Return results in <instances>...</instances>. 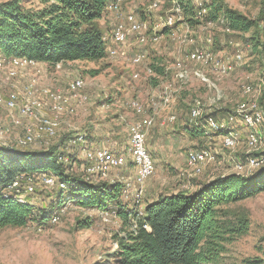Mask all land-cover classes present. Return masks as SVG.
Wrapping results in <instances>:
<instances>
[{"label": "rangeland", "instance_id": "1", "mask_svg": "<svg viewBox=\"0 0 264 264\" xmlns=\"http://www.w3.org/2000/svg\"><path fill=\"white\" fill-rule=\"evenodd\" d=\"M9 1L12 0H0V4ZM25 1L28 9L37 8L34 2ZM222 1L230 9L254 21L256 27L249 33L240 34L231 32L223 19L208 21V7L212 0H192L196 13L193 18L187 17L183 10H177L178 0H144L138 8L129 11L125 10L124 4H120L124 0H110L109 4L116 3L120 10L123 9L119 15L109 11L119 20L114 28L123 26L128 13L134 12L142 16L150 41L138 45L140 42L131 41L132 36L129 39L131 42L125 46L113 43L114 47L108 48L109 56L104 61L65 65L62 70L68 77L64 83L49 75L51 84H44L46 70L40 63L32 67V71L20 72L17 80H12L5 73V67L11 61H0L2 92L14 96L18 107L27 100L24 89L30 80H39L38 90L49 88L67 96H72L66 93V88L73 80L80 78L84 81L85 87L78 95L87 97V100L73 99L68 102L56 137L43 138L40 143L25 150L40 152L59 147L70 157L69 160L73 159L70 171L74 176L94 184L121 183L124 187L122 203L134 214L129 226L114 208L99 211L80 207L71 201L58 206V192L62 190L65 194L69 189H61L59 185L45 187L35 176L37 192L28 199V203L41 213L46 212L49 219L42 222L43 217H39L24 228L0 230V264H118L111 256L117 250L115 238L137 227L135 220L144 214L140 205L143 207V204L174 191L187 192V183L192 178L210 181L233 174L252 178L264 168L252 170L244 167L249 157H264V0ZM161 30L159 39L154 41L153 34L156 31L161 33ZM254 39H258L257 42ZM143 47L146 52L141 50ZM110 49L118 51V56L112 58ZM138 50L143 60L136 64L132 56ZM196 53L203 54L205 61H193L191 56ZM156 67H162V76L155 72L153 76H148V69L154 71ZM93 73L97 75L93 76ZM134 75L140 78L135 79ZM20 79H24L21 88L17 85ZM155 79L162 84L154 86ZM173 91L175 97L171 96ZM161 93L171 96V102L168 103L169 97L164 95L165 102L159 103ZM134 104L140 105L142 111L136 110ZM49 105L46 104V109ZM225 109H230L231 113L221 118L220 113ZM194 110L199 111L201 116L193 118L191 113ZM47 111L43 114H49ZM214 112H220L218 117L211 116ZM209 117L219 123V132L210 129L212 127L206 120ZM245 117H252V120L256 117V124H247ZM202 123L205 124L204 136H189L187 126L192 129L191 125ZM33 124V120L22 117L19 111L12 113L0 107V132L3 135L0 145L21 149L17 142L32 129ZM152 124L156 125L155 134L161 132L160 138L163 139V156L158 164L147 142L153 137V130L149 137L147 135L154 126ZM137 125L146 132V148L154 164L153 174L142 185L135 182L136 167L130 152V131ZM235 127L244 133L243 138L233 131ZM96 129L104 138L109 134L108 138L119 145L118 153L105 150L113 158L122 159L124 164L112 168L105 165L104 169L101 167L87 173V154L100 150L95 145L97 137L92 136ZM228 134L233 135L230 137L235 140L233 148L221 147V139ZM252 135L258 141L256 147L250 145ZM101 139L99 136L98 141ZM193 150L208 151L212 153L211 157L214 156V160L203 164L199 176H193L189 171L187 158ZM67 163L70 165L68 160ZM239 166H242V171ZM139 193L144 195L142 204L141 197L136 199ZM222 209L226 213L220 218L222 223L232 228L239 225L241 218H247L249 230L240 236L227 235L230 240L223 244L225 250L220 253L216 264H264V192ZM55 213L57 217L54 221ZM85 220L90 223L89 228L81 227L80 223Z\"/></svg>", "mask_w": 264, "mask_h": 264}, {"label": "trees", "instance_id": "2", "mask_svg": "<svg viewBox=\"0 0 264 264\" xmlns=\"http://www.w3.org/2000/svg\"><path fill=\"white\" fill-rule=\"evenodd\" d=\"M29 1L37 4V8L28 9L25 0L0 4V58L9 62L25 59L49 67L108 58V41L100 21L107 15L110 0ZM178 1L187 17L196 15L192 0ZM208 10V21L223 19L233 33H249L256 27L254 21L230 9L222 0H212ZM154 72L162 76L163 69L156 67ZM157 80L154 86L158 85ZM191 126L192 129L188 126L186 129L191 137L204 136L205 124ZM69 158L59 147L33 152L0 145V230L24 228L39 217H43L42 222L49 219L46 212L41 213L30 203L21 204L7 191L22 176L28 179L47 176L67 187V193L61 189L58 192V206L71 201L99 211L114 208L130 226L134 214L122 203L123 185L94 184L76 177L70 171L73 159ZM262 192L264 168L252 178L233 174L204 181L191 193L161 195L147 203L143 216L135 220V229L132 227L124 236L115 238L117 250L111 256L118 264H216L225 250L223 244L230 240L227 235L240 236L249 230L247 218H241L239 225L232 228L222 223L220 218L226 214L222 207ZM80 224L83 228L90 227L88 220Z\"/></svg>", "mask_w": 264, "mask_h": 264}, {"label": "bare ground", "instance_id": "3", "mask_svg": "<svg viewBox=\"0 0 264 264\" xmlns=\"http://www.w3.org/2000/svg\"><path fill=\"white\" fill-rule=\"evenodd\" d=\"M178 2H177V4H178ZM122 10H120V6L117 5L116 3L115 4H108V6H107L108 12L113 11V13L115 12L118 14ZM177 10L179 12L182 11L179 4H178ZM126 21H127L128 26H127V28H124L121 31V37H120V33H119V28L121 27V25L115 27L111 33L110 37L112 39V42L115 45L118 46V43H120V46L127 45L128 42H130L129 39L132 36H134L136 38V42H140V44L138 43V45H141L145 41H148V40L150 41L149 36L147 34L148 27H145V25L142 24L144 22V21H142V16L136 15V14H134V12L130 13V14L128 13V15L126 16ZM121 22H122V20H121ZM162 27H164V26H162ZM156 34H158V35H156ZM156 34H153V36H154L153 40L154 41H157L159 39L160 34H162V30H161V33H160V31H156ZM131 45L132 44H130L129 46L131 47ZM143 46H144V44H143ZM146 47H148V46H146ZM116 52L118 53V51H116V50H112V49L109 50V54L112 58L115 55H117ZM141 54L142 53L139 50L136 52H133L132 58L134 57V62L136 64L141 62V59H142ZM191 57H192L193 61H197V62H204L205 61V56L203 54H200V53L193 54V56H191ZM37 65L38 64L36 62H33V61H28L25 59H16V60L11 61L9 64H7V66L5 67V69H6L5 73L10 79L17 80V78L20 76V72H21V74H23L27 70H31L32 67H37ZM35 72H36V70H35ZM147 72L149 74L148 76H153V74H154V71L151 68L148 69ZM134 78L139 79L140 77H139V75H134ZM36 86H37V80L32 81L31 84H29L26 87V89H24L25 90L24 97L27 100L26 101L24 100L25 102L21 103L20 107H18L19 105H17L15 97L14 96H8V95L4 94L2 92V89L0 86V107L8 109V111H10L12 113L15 110H17V111H19V113L21 114L22 117L33 120L34 124H33L32 129L28 130V132L24 135V137L19 139L17 142L18 146L21 149H27L28 147H31L32 145H36V144L40 143L43 138H45V139L55 138L57 135L58 128L63 121V116L65 115V112H66L65 106L68 104V102L70 100H73V99H77V100L81 99V101L87 100V97H85L83 95H78L83 90V88L85 87L84 81L80 78L73 80L66 88V93L67 94L70 93L72 96H67V95H65V93H61L60 91H53L49 88H42L41 90H38L36 88ZM246 90H248V89H246ZM83 103L84 102H82V104ZM46 104H50L49 105L50 107L47 109H46ZM134 106L136 107V110L142 111V108L140 107V105L134 104ZM44 111L49 112V114H46V113L43 114ZM241 112H243V111H241ZM191 114H192L193 118H198L199 116H201L200 115L201 113L197 110L192 111ZM261 116L263 117V115H261ZM170 120H173V118ZM206 120L208 121V123L212 127L210 129H212L213 131L216 130L217 132H219L220 125L218 122H216L212 117H209ZM206 120H205V122H206ZM256 121H257L256 117H255V119L253 118V120H252V117L251 118L245 117V122L247 124L249 123L251 126L256 124ZM149 123H152V122H149ZM152 125H154V124H152ZM150 126H151V124H150ZM139 128H141V126L137 125V126L133 127L130 131V136H131V140H130L131 141L130 142L131 143V147H130L131 151L130 152H132L131 154H133V160H134L133 162L135 163L134 167H136L135 182H136V184L142 185L143 182L153 174L154 164H153V161H152L150 155L148 154V151L146 148V135H145L146 132L144 133L142 128L141 129H139ZM249 128H250V126H249ZM138 136H139V138H138ZM230 136H233V135L228 134L226 137L224 136V139L226 142L225 146L227 148H233L235 146V140L232 139L233 137L231 138ZM2 140H3V135L0 132V142ZM257 143H258L257 139L252 135L250 137V145L253 147H256ZM210 155L212 156V153H210L208 151H201V150H199V151L193 150V152L189 154L188 166H189V171L193 176L201 175L202 171H203V164L205 162H209V161L214 160V156L211 157ZM142 156L149 158V163H151L152 167H153V169L146 170V172L143 174V177L141 175V170H140V168L142 167ZM87 157H88L87 161L89 162V165H87L88 167H86L87 173H91L94 171V169H100L101 167H102V169H104L103 166H105V165L110 166L112 168V167H117V165L121 166L122 164H124L122 159L113 158L110 155L109 151H106V150H104L102 153L100 152V150L95 151V152L92 151L91 153L87 154ZM113 160L116 164L113 163ZM245 166H248L252 170H259L262 166H264V157H260V158L252 157V159H250V157H249L247 164L244 165V167ZM239 169L242 171L243 170L242 166H239ZM50 179H54V178H50ZM21 184H30V179H28L26 177L25 178L21 177ZM60 188L65 189V186L60 185ZM11 194L21 204H27L28 203L27 199L29 198V191H22V192H19L16 194H13L11 192ZM140 197H141V193H139L136 196V199L140 200ZM106 213H107L106 215H108V212H106ZM56 217H57V213H55V215L53 217L54 221H55Z\"/></svg>", "mask_w": 264, "mask_h": 264}, {"label": "crops", "instance_id": "4", "mask_svg": "<svg viewBox=\"0 0 264 264\" xmlns=\"http://www.w3.org/2000/svg\"><path fill=\"white\" fill-rule=\"evenodd\" d=\"M111 1H114V0H111ZM143 1L144 0H124V6H125L124 8H125L126 11H129V10H131L133 8H137L138 5L140 6V4H142ZM100 23H101V28L104 30L105 35H106V39L108 41V48H113L114 44L111 41L110 34H111L112 29L114 28V26L119 23L118 18H116L114 14L107 12L106 17L103 20H101ZM131 41L135 42L136 40H135L134 37H132ZM131 47H132V45H131ZM141 50L145 51V48L143 47V49H141ZM0 61L8 62V60H4L2 58H0ZM72 64L73 63L59 64V65H57L55 67H49L46 64H42L43 68L46 70V74L44 75V78H43L44 84H51L52 79H50L48 77L49 75H53V76L57 77V80L59 82L63 81L62 83H64L65 78H67L68 75H64V72H63L62 68L65 65H72ZM58 66H60V69H58ZM47 72H49L51 74H48ZM0 81H2V76H0ZM32 81H34V80H30L29 84H31ZM38 82H39V80L37 81V86H38ZM23 84H24V79H20L17 82V85H18L19 88L23 87ZM160 84H162V83H160ZM37 86H36V88H37ZM39 86H41L40 83H39ZM164 95L166 97H169V98H167V102L168 103L171 102L172 97H175L174 96V91L171 94L172 97L171 96H167L166 93H161L160 94V98H159V103L165 102V96ZM175 102H176V100H175ZM154 103H156V101L153 102V104ZM152 110H153V108H152ZM153 112H154V110H153ZM230 113H231L230 109H225L223 112L220 113V115H222L221 118L226 117ZM177 120H176V122H177ZM162 125H164V124H162ZM168 127H170V126H168ZM172 127H173V125H172ZM236 128L237 127L233 128V131L238 134L239 138H243L244 137V133H241L242 132L241 130H236ZM151 130H153V137H150L149 139H147L148 147H149V149H150V151H151V153H152V155L154 157V160H155L156 164H158L159 161H160L159 158L163 156V148H162L163 147L162 146L163 145V139L160 138V137H162V133L158 132V133L155 134L156 125L154 124L153 128H151L148 131V137H149V134H150ZM171 130H174V129H171ZM92 136L97 137V139H95L96 140L95 141L96 148H107V149L111 150L113 153H118L117 151L119 150V147H118L119 145L117 143L113 142V140H110L108 138L109 134L107 135L108 136L107 138H104V135H99V133L97 132V129H96V131L94 132V134H92ZM99 136H100V138H102L101 141H98ZM196 138H198V137H196ZM245 138H246V135H245ZM124 149L126 150V147H124ZM169 151H170L171 154L173 153L172 150H169ZM204 181L205 180L201 179V178L200 179H193L192 178V181L187 183L188 192L191 193V192L196 191L198 189L199 185L201 183H203ZM177 192L178 191H174V192H171L170 194H174V193H177ZM166 195H168V194H166ZM156 200H157V198L154 199V200L149 201L148 203H152V202H154ZM146 205H147V203L143 204V207H142L143 212H144V209H145Z\"/></svg>", "mask_w": 264, "mask_h": 264}, {"label": "built area", "instance_id": "5", "mask_svg": "<svg viewBox=\"0 0 264 264\" xmlns=\"http://www.w3.org/2000/svg\"><path fill=\"white\" fill-rule=\"evenodd\" d=\"M120 4H124V3H120ZM124 28H127V21H123V26H121L119 28L120 37H121V31ZM118 46H120V43H118ZM123 49H126V47H123ZM257 114H262V113L261 112H257ZM241 125H243V124L241 123ZM139 129H141V128H139ZM138 138H139V136H138ZM225 144H226L225 140L221 139V145H222L221 147L225 148ZM105 149H107V148H100V152L102 153ZM187 160H189V159L187 158ZM113 163L116 164L114 162V160H113ZM117 167H118V165H117ZM148 169H153L152 164L149 163V158H146V157L142 156V167L140 168L142 177H143V174ZM22 177H24V176H22ZM34 179H35V177L31 176L30 177V184H21V177H20L15 183H13L9 187V189L7 191L8 192H12L13 194H16V193H19V192H22V191H29V198H30L32 195H35L36 192H37V185H36ZM39 180H40L41 184L43 186H45V187H54L56 185H60L54 179H50L47 176H43ZM142 198H144V195L141 196V204H142ZM140 209H142V205H140Z\"/></svg>", "mask_w": 264, "mask_h": 264}, {"label": "water", "instance_id": "6", "mask_svg": "<svg viewBox=\"0 0 264 264\" xmlns=\"http://www.w3.org/2000/svg\"><path fill=\"white\" fill-rule=\"evenodd\" d=\"M262 170H263V169H262ZM262 170H261V171H262ZM259 172H260V171H259Z\"/></svg>", "mask_w": 264, "mask_h": 264}]
</instances>
